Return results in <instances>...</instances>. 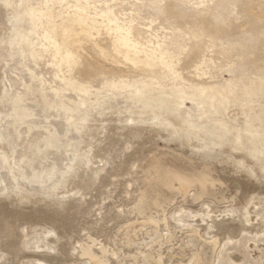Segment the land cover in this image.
Masks as SVG:
<instances>
[{"label": "rangeland", "instance_id": "1", "mask_svg": "<svg viewBox=\"0 0 264 264\" xmlns=\"http://www.w3.org/2000/svg\"><path fill=\"white\" fill-rule=\"evenodd\" d=\"M1 11L0 82L10 94L0 96V264H98L103 254L109 264L149 255L195 264L192 233L216 245L213 264H264V0H0ZM6 12L17 17L12 30ZM157 104L181 121L179 135L132 121ZM102 106L115 114L90 121ZM81 125L91 132L83 144ZM192 134L216 149L211 160L182 149ZM170 137L186 141L166 145ZM224 142L233 163L218 154ZM81 151L103 169L88 183L83 170L69 172ZM27 161L53 165L54 181L16 175ZM158 175L174 192L165 217L139 209ZM240 207V219L226 216ZM209 213L211 225L201 221Z\"/></svg>", "mask_w": 264, "mask_h": 264}, {"label": "bare ground", "instance_id": "2", "mask_svg": "<svg viewBox=\"0 0 264 264\" xmlns=\"http://www.w3.org/2000/svg\"><path fill=\"white\" fill-rule=\"evenodd\" d=\"M0 13H2V11L0 12ZM17 17L15 16V15H13V13H8V12H6V14L4 15V19H5V25L7 26V28H10L9 30H12V28H13V23H14V21H15V19H16ZM1 21H3V20H1ZM10 32H12V31H10ZM9 90H10V85H9V83H2V82H0V96L2 95V94H8L9 93ZM10 94V93H9ZM158 106H151V107H147V108H144V109H138V111H137V114H132V121L133 122H135L136 120L138 121V123L140 124V126L141 127H143V126H145V127H147L149 130L152 128V129H154V131H156L157 129L159 130V128L160 127H164V126H170V127H172V128H175V129H173V133H175L176 135H179L178 133H181L182 132V130H183V125H180L181 124V121L179 120V119H177V118H166V112H165V110L163 109V106L162 105H159V104H157ZM101 107V106H100ZM103 107V106H102ZM97 108V107H96ZM104 108L105 107H103V109L102 108H97V109H99V110H94L91 114H89L90 116H89V120L90 121H98V119H99V117L101 116V118L102 117H104V113H105V111H107V113L105 114V115H114L115 114V110H111L110 109V107H108L106 110H104ZM102 109V110H101ZM124 110H129L130 112L132 111L130 108H127V107H125L124 108ZM9 117H12V118H14L15 116H13V115H9ZM72 118V117H71ZM10 120H11V118H10ZM85 120H88V119H85ZM181 129V130H180ZM145 129H141V131H144ZM157 130V131H158ZM78 131H79V133L81 134V136H82V138H83V141H82V143L81 144H83V143H85L86 141H90V134H91V132H89V127L87 126V125H81V126H78ZM160 131V130H159ZM172 131V130H171ZM2 134H0V136H1ZM175 135V136H176ZM197 134H192V135H190V141L192 142L191 144H189V146H183L182 147V149H189V150H191L190 152H191V154H193V155H195V156H197V157H199V160H202L203 162L204 161H209V160H211L212 158H213V154L215 153L214 152V150H216V149H213L212 148V146H211V143L210 144H208V143H205L204 145H201L199 142H197V140H198V138H196V137H194V136H196ZM54 136V135H53ZM53 136H50V137H47L42 143L40 142V144H43V146L42 147H44V146H46V145H49V143H52L51 142V140H52V138H53ZM177 137V136H176ZM175 137V139L171 142L170 140L171 139H173L172 137H170V138H167V139H165V144L166 145H171V144H174V145H177V146H181V144L182 143H184L186 140H185V138H183L182 140H179V139H177ZM178 140V141H177ZM215 139H213L212 138V140H211V142H213ZM6 141V142H5ZM60 142H58V145L59 144H61V140H59ZM96 141H99L98 140V138H97V140ZM179 141H181V142H179ZM8 143V141H7V139L6 140H3L1 137H0V144L2 145V143ZM44 143H45V145H44ZM110 143V142H109ZM40 144H38V145H40ZM35 146V148H34V154H33V156L32 157H36L37 155H39V152H40V149L42 148V147H39V146ZM234 145V144H233ZM218 146L220 147L219 149H218V154H220V153H222V154H225V157L227 158L226 160H228L229 162H232L233 163V161H231V160H229L228 159V155H230L231 154V152H232V149H227L226 147H225V142L223 143V144H218ZM65 147V146H64ZM66 148V147H65ZM74 148V146L73 147H71V145H70V147H68V148H66V150H68V149H70V150H72ZM96 148H97V150H98V145H97V143H96ZM69 150V151H70ZM97 150H96V152L95 153H97ZM195 150H197V151H199V152H196ZM6 151H9V150H7L6 149ZM83 151H86L87 153H89L88 155H92V153H93V149H92V151H90V150H87V149H84ZM83 151H81V152H75L74 153V155H73V159H72V161H70L71 163L69 164L70 166L69 167H71L70 168V171L69 172H72V173H75V172H78L77 170L78 169H80V170H83V171H81L82 173H81V175L84 177V181L85 182H89V178L90 177H93V176H97V175H100L101 174V171L103 170L102 169V167H100L99 169H96V167L94 166V164L92 163V161H95V158H96V156H94L93 155V157H91V158H89V157H84L83 155H82V153H83ZM230 151V152H229ZM108 151H106V153L104 154V155H106V159H108L107 157H109L110 156V154L109 153H107ZM238 153L241 155V158H243L244 156H245V154H243V153H240V152H235V154L236 155H238ZM3 154H5V153H3ZM218 154L216 155V156H218ZM192 155V156H193ZM86 156V155H85ZM224 157V158H225ZM37 158H39V156H37ZM104 158H105V156H104ZM194 158V157H193ZM196 158V157H195ZM191 159V158H190ZM101 160L104 162L105 160L103 159V158H101ZM192 160V159H191ZM197 160V159H196ZM219 160V159H218ZM201 161V162H202ZM216 161V160H215ZM5 161H2V167H4L5 166V163H4ZM96 163L98 162V161H95ZM194 162V161H193ZM212 162V161H211ZM221 162V161H220ZM247 161H245V163H246ZM38 162H26V163H24L23 165H22V167H21V169H20V171H22V172H18V173H16V175H18V176H23L27 181H34V182H36V181H39V182H43V183H49V182H52V181H54V179H55V177H56V173H55V170H54V167H53V165H51V166H49V167H47V168H44V169H42L43 167H41V170H39L37 167H36V170H33L32 168H30V167H35V165L37 164ZM91 163V164H90ZM107 163H109V165H110V162H109V160H108V162ZM200 163L198 162V165H199ZM221 164V163H220ZM164 166V165H163ZM217 166V165H216ZM248 167H249V169L252 171V173H253V175H257V179H260L261 178V175L259 174V173H257L256 172V166H252V169H251V162H249V164L247 165ZM172 167V166H171ZM204 167V166H203ZM202 167V168H203ZM0 168H1V166H0ZM28 168H30V169H32V172L30 173V174H27L26 175V170L28 169ZM176 168V167H175ZM195 168H193V170H194ZM206 169V168H205ZM208 169V168H207ZM170 170V169H169ZM184 170V169H183ZM186 170H187V168H186ZM167 171V170H166ZM172 171V170H171ZM176 171H177V169H176ZM195 171V170H194ZM186 172V171H185ZM203 172V171H202ZM176 173V172H175ZM198 173V172H197ZM201 173V172H200ZM199 173V174H200ZM159 174V173H158ZM170 174V173H169ZM181 174V173H180ZM182 174H183V172H182ZM185 174V173H184ZM188 174V173H187ZM190 174H192V173H190ZM160 175V174H159ZM158 175V176H159ZM210 175H209V173L208 172H206V173H204V174H202L199 178H198V180H200L201 182H203L202 184L204 185V184H206L208 181H209V179H210V177H209ZM169 176H167V175H161V176H159V179H158V181H157V183L155 184V185H153V186H150V188L148 189V191H146L145 192V196H144V198H146V196H147V201L145 202V204H143L139 209H140V211L142 212V213H145V212H147L148 213V211H151L150 209H156L155 210V212L157 211H159V210H161L160 211V213L162 212L163 214H164V217L166 216L165 215V213L167 212V210H168V206H169V203H172L173 202V200H174V198H173V194H174V192H173V188L172 187H170L169 186V178H168ZM194 177H196V176H194ZM197 178V177H196ZM263 179V178H262ZM4 179L0 176V184H1V186L4 184ZM103 181V180H102ZM179 181V180H178ZM195 181H197V180H195ZM256 181V180H255ZM254 181V182H255ZM257 182V181H256ZM260 182V181H259ZM263 182V181H262ZM261 182V183H262ZM64 183V179H63V181H62V184ZM99 182H97V183H94V184H91V185H89V187L88 188H90L91 186H93V185H97ZM190 183V182H189ZM192 183V182H191ZM190 183V184H191ZM195 183V182H194ZM257 184H258V182H257ZM69 185H71V182L70 181H66V183H65V188H69ZM193 185V184H192ZM191 185V186H192ZM237 185V184H236ZM260 185V184H259ZM175 186V185H174ZM97 187V186H96ZM179 187V186H178ZM195 187H199V186H195ZM261 187H263L264 188V185H261ZM207 188H211V186H207ZM199 189V188H198ZM213 189H215V188H212V191H213ZM67 190V189H66ZM4 191H6L5 189H4ZM206 191L207 190H205V193H206ZM210 192H212L211 190H209ZM177 192V191H176ZM261 192V191H260ZM66 195V192H63V195ZM199 194V193H198ZM212 194H214V193H212ZM260 194V193H259ZM257 195V199H260L261 198V195ZM208 195H211V193L210 194H208ZM207 195V196H208ZM213 196V195H212ZM177 197V196H176ZM180 197V196H179ZM139 200H140V198H139ZM145 201V200H144ZM141 202V201H140ZM142 204V203H141ZM173 206V205H172ZM246 206H249V204H247ZM203 207H204V205H203ZM171 207L169 206V209H170ZM209 209V207L207 208V210ZM153 212V211H152ZM193 212V211H192ZM151 213V212H150ZM167 214V213H166ZM238 214H240L241 216L243 215V210H242V207H240V208H236L235 210H233L232 212H230V213H228V214H226V216H228V217H235L236 215H237V218L239 217V219H240V216L238 215ZM164 219V221L166 220V218H163ZM162 219V220H163ZM155 220H157L158 221V219H155ZM212 220H213V217L211 216V214L209 213L208 214V216L207 217H204V218H202L201 219V221L202 222H204V223H207V224H210L211 222H212ZM157 221H155V222H157ZM257 221L259 222V223H261L262 225H264V221L263 220H260V219H257ZM163 222V221H162ZM166 222V221H165ZM164 223V222H163ZM213 223V222H212ZM166 224V223H165ZM157 225H158V223H157ZM211 225V224H210ZM232 226V225H231ZM234 226V225H233ZM155 227V226H154ZM227 227V226H226ZM157 228H158V226H157ZM232 228V227H231ZM236 229V227H233V230H235ZM156 230V229H155ZM154 230V231H155ZM158 231H160L159 229H157ZM230 231V230H229ZM55 231H52L51 232V234H56V233H54ZM232 232V231H231ZM197 234H199L198 232H196ZM156 234H158V233H156ZM155 234V235H156ZM160 234V233H159ZM155 235H154V237H155ZM236 235V234H235ZM56 236H57V234H56ZM190 237V236H189ZM229 237V236H228ZM52 238H54V237H52ZM200 237H197L196 235H194V233H192L191 234V237H190V240H189V242L191 243V248H194V250H197V248H198V251H196V252H198L197 253V262H195V264H213V258H214V253L211 251V250H213L214 249V247H216V245H213V247H212V249H211V247H210V245H208L207 243H203L202 241H201V239L202 238H200ZM153 239V238H152ZM151 239V240H152ZM155 241H157L156 239H155ZM159 241V240H158ZM204 241V240H203ZM152 242V241H151ZM188 242V241H187ZM215 242V241H214ZM219 241H217V243H218ZM160 243V242H159ZM207 244V245H206ZM220 244H222V243H220ZM216 249V248H215ZM150 251V250H149ZM155 251V250H154ZM215 251V250H214ZM83 252L85 253V254H90L89 255V257L93 254H91V249H89V248H87V247H84L83 248ZM93 252V251H92ZM142 252V251H141ZM156 252H158V251H156ZM83 253V254H84ZM95 254V253H94ZM106 254V253H105ZM149 254V253H148ZM214 254V255H213ZM16 254L14 253V256H15ZM156 255H158V254H156ZM94 257H95V255H93ZM92 256V257H93ZM145 256V255H144ZM158 256H160V254L158 255ZM96 257H98V256H96ZM95 257V258H96ZM102 256H100V259H99V261L97 260V262H98V264H109V258L107 257V255H104L103 254V257L101 258ZM162 257V256H161ZM52 258V257H51ZM48 259V258H47ZM156 259V258H155ZM155 259H154V257H153V255L151 256V255H149V256H147V257H145V258H143V260H142V262H141V264H161V262L160 261H155ZM157 259H159V260H162V258L160 259V258H157ZM164 261V259L162 260V262ZM192 261V260H191ZM165 263V262H164ZM163 263V264H164Z\"/></svg>", "mask_w": 264, "mask_h": 264}]
</instances>
